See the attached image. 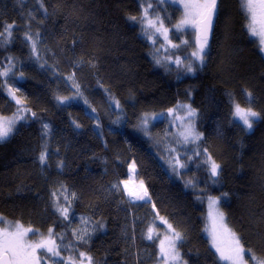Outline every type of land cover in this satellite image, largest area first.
<instances>
[{"label":"trees","instance_id":"obj_1","mask_svg":"<svg viewBox=\"0 0 264 264\" xmlns=\"http://www.w3.org/2000/svg\"><path fill=\"white\" fill-rule=\"evenodd\" d=\"M217 4L203 61L188 71L158 61L142 32L141 0H0V32L14 24L10 39L0 38V114L18 108L6 85L30 111L0 141V216L75 241L94 264H157L149 229L166 217L188 264H223L207 235L206 201L215 196L240 243L264 257V45L242 0ZM190 49L181 45L175 56ZM73 82L84 95L64 102ZM180 104L195 110L200 138L174 170L137 127ZM237 104L259 113L251 131L235 118ZM150 130L159 139L175 134L165 117ZM211 161L220 166L215 177ZM132 163L147 201L130 202L122 188Z\"/></svg>","mask_w":264,"mask_h":264},{"label":"rangeland","instance_id":"obj_2","mask_svg":"<svg viewBox=\"0 0 264 264\" xmlns=\"http://www.w3.org/2000/svg\"><path fill=\"white\" fill-rule=\"evenodd\" d=\"M195 2L196 0H141L142 16L140 19V23L143 30L142 32L145 38L153 45L155 55L159 59L158 61H160L161 63H165L168 65H177V66L185 65L188 71H192L196 61L202 63L203 59L201 60L199 56L204 55V52L207 50V47L209 45V40L207 46L204 49V52L199 53V48L201 43V38L199 37V30H200L199 25L193 23H182V21L192 19L190 15H187L188 10L185 9L184 7L185 3H195ZM149 4H151L150 8L148 7ZM166 4H169L170 6L178 9L179 14H177L175 18H173L174 16L173 17L171 16V13L165 11L164 8ZM242 5L245 11L248 13L250 19V13L246 10L244 6V0H242ZM145 9H147V17H145ZM148 20H152L154 22V25H149ZM157 29H159V31H157ZM165 29L167 31H165ZM257 30L259 32L258 24H257ZM250 32L259 41V44L260 42L262 43V40H264V36H261L259 34H253L251 30ZM10 36L4 35L3 37L0 38H2L4 41H8L10 39ZM177 36H180V38L177 39ZM184 44L191 45V49L186 54V57L184 58L179 55L175 56L174 52L177 50V48H179V46ZM31 45L33 47L34 55L38 57L39 52L36 47V42H32ZM262 45H264V43H262ZM194 53H199V56L194 55ZM14 71H15L14 64L9 65L3 71V73L5 72L7 73V75L4 74V77L6 78L7 82H11L9 78L14 75L15 73ZM74 75L75 74L72 73L70 79H72ZM72 85L75 92L72 93L71 96L62 99L64 100V102H68L70 100H79L83 97L82 86L80 85V83L73 82ZM5 91L10 96V98L16 103L18 108L12 114L9 115L0 114V120L5 122L10 121L11 128L13 131L15 126L20 121L27 118V116L30 114V111L26 108L25 101L17 95L16 91L10 85L5 86ZM17 101H20V103H17ZM189 109H193L189 104H180L178 106L173 107L172 108L173 111L171 112L168 111L166 113H161L155 116L145 115L140 119L139 125L137 127V130L140 131L142 134H144V136L150 142H155L154 144L155 146L159 147L162 150H165L166 154L163 153V158L174 170L183 168L186 166V164H188L185 156H189L190 158L193 157L192 156L193 153L191 152L192 149L190 148V146L192 143L196 142L200 138V134L195 124L196 113L194 115L189 116ZM163 117L169 120V126L172 125L174 127L175 134H171L168 137L165 136L163 139H159L158 137L153 135L150 128L154 120ZM235 118L243 124V121L240 120L239 117L235 115ZM145 120H147L146 124L144 123ZM252 120H253V125L251 129H248L247 126L243 124L248 131H251L254 128L255 118H252ZM189 128L192 129L193 135L186 140L185 134L187 133V130ZM12 131L5 139L0 141H4L8 139ZM136 172H137L136 166L134 163H132L129 167L128 179L121 182L122 188L124 190L127 199L130 202L147 201L149 200L148 192H147V196L143 200L137 198L138 196L143 195L144 191L145 190L147 191V189L145 184L136 178ZM188 182L189 185H193L195 183V182L192 183L190 179H188ZM212 200H216L217 203L213 205L211 203ZM206 202H207L206 216H207V224H208L207 235L210 240L211 246L214 249V251L217 253L220 261L223 264H231L230 261L221 258L220 252L217 251V248L213 243V232L215 230L217 243H219L220 248L225 252V254H227L231 237L228 235L227 230H230V228L228 227L226 222L225 212L221 204V198H217L215 196L213 197L209 196ZM219 213H223V220L220 219ZM0 218H2L3 220V222H0V224L2 225L4 230L5 229H7L8 231L15 230L14 226L17 224L16 222H12L2 216H0ZM164 221H167V223H164ZM18 224L22 225L21 223ZM169 224L172 225L171 222L166 217L156 216L154 223H152L150 227L151 235L157 238L160 249V261L157 264H165V261L161 254V241L164 242L165 249H168L169 241L173 235L172 229H174L173 226L172 229H169L168 227ZM22 227L25 229L30 228L24 225H22ZM33 230L34 231L29 232L28 235L26 236L25 238L26 243L36 244L41 242L42 240L51 239L55 241L57 250L60 253L59 256H53L52 253H48L46 249H38L36 252V256L39 258V264H72L73 261L75 262V264H81L82 260H83V264H89V261L87 259L80 257L79 254L85 253L87 257H90V255H88L85 251H83V249L79 248L76 245L75 241L69 243L62 242L61 237L56 236L53 232L50 237L49 231H39L35 229ZM175 231L178 232L177 230ZM75 238L77 240L81 238V236L76 234ZM179 242L180 240L176 242V252L179 253V259L176 261L168 260L167 264H188L187 261L182 257V254L178 248ZM246 254L244 257L245 260H246ZM91 264H94L92 259H91Z\"/></svg>","mask_w":264,"mask_h":264},{"label":"snow or ice","instance_id":"obj_3","mask_svg":"<svg viewBox=\"0 0 264 264\" xmlns=\"http://www.w3.org/2000/svg\"><path fill=\"white\" fill-rule=\"evenodd\" d=\"M244 6L246 10L250 13V23L248 27L253 32V34H259L264 36V0H244ZM151 7V4L148 5ZM185 9L188 10L187 15L192 17L191 20L182 21V23H193L197 24L201 30V43L199 48V53L204 52L205 47L208 44V33L211 29L213 15L217 11V0H196L195 3H185ZM145 17H147V9H145ZM135 20L136 17H131ZM149 25H154L152 20H148ZM257 24L259 25V32L257 30ZM14 24H8L4 27V31L0 32V37L4 35H11V31ZM159 31V29H157ZM165 31H167L165 29ZM31 39V37H27ZM264 43V40H262ZM199 53H194L198 55ZM202 60L203 56H199ZM191 70V69H189ZM7 75V73H4ZM251 95L250 93L248 94ZM20 103V101H17ZM169 111H173L169 109ZM195 110L189 109V116L194 115ZM235 115L243 121V124L247 126L248 129L252 128L253 120L252 118H257L259 113L253 111L251 108H242L239 104L235 106ZM147 123V120L144 121ZM12 131L11 122H5L0 120V140L5 139L9 133ZM193 135L192 129L189 128L185 134V139L187 140ZM198 138V137H197ZM41 161H44L45 156L42 154L40 157ZM183 167V165H182ZM220 166L214 161H211V175L213 177L218 175V170ZM147 196V191H144L143 195L138 196V199L143 200ZM211 203L214 205L217 203L216 200H212ZM63 214H67V209H61ZM219 217L223 220V213H219ZM163 219V218H161ZM0 222H3L0 218ZM167 223V221H164ZM169 229H172V225H168ZM14 231H8L7 229L0 231V264H39V258L36 256L38 249H46L48 253H52L53 256H59V251L55 245L54 240H42L36 244H29L25 242V238L29 232L34 231L33 229H25L20 224L14 226ZM228 231V235L231 237L229 248L227 254L220 248L219 243H217V237L215 230L213 232V243L220 252L222 259L230 261L231 264H248L245 260V254H248V258L253 262V264H264V257H258L255 255L251 248L245 249V247L240 243V238L236 236L235 233ZM173 235L169 241L168 249H165L164 242L161 241V254L167 264L168 260L176 261L179 259V253L176 252V242L182 239L179 232L172 229ZM151 233V229H149ZM52 230L49 229V236L51 237ZM148 239H152L151 234H149ZM80 257L87 259L89 264H91V258L87 257L85 253H80ZM72 264H75L73 261ZM83 264V260L81 261Z\"/></svg>","mask_w":264,"mask_h":264},{"label":"water","instance_id":"obj_4","mask_svg":"<svg viewBox=\"0 0 264 264\" xmlns=\"http://www.w3.org/2000/svg\"><path fill=\"white\" fill-rule=\"evenodd\" d=\"M217 7H218V4H217ZM216 18H217V11L213 15V18H212V25H211V29H210V31L208 33V40H211V38L213 36L214 29H215V24H216ZM199 37L201 38V30H199ZM0 231H3V227H2L1 224H0Z\"/></svg>","mask_w":264,"mask_h":264},{"label":"flooded vegetation","instance_id":"obj_5","mask_svg":"<svg viewBox=\"0 0 264 264\" xmlns=\"http://www.w3.org/2000/svg\"><path fill=\"white\" fill-rule=\"evenodd\" d=\"M4 230V229H3Z\"/></svg>","mask_w":264,"mask_h":264}]
</instances>
